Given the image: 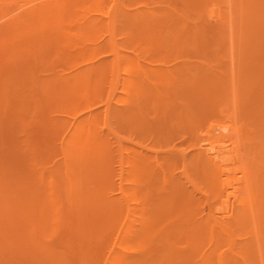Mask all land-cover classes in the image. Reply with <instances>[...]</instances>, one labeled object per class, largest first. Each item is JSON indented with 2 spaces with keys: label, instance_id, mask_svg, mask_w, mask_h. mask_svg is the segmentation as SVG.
Instances as JSON below:
<instances>
[{
  "label": "rangeland",
  "instance_id": "374dc122",
  "mask_svg": "<svg viewBox=\"0 0 264 264\" xmlns=\"http://www.w3.org/2000/svg\"><path fill=\"white\" fill-rule=\"evenodd\" d=\"M237 1L244 6L238 7ZM237 1L0 0V105L8 103L0 106V121L8 119V123L0 122V127L8 126L0 128V179L4 178L2 182L13 192L22 190L17 179H25L32 169L43 168L48 189L50 183L67 181V168L74 166L70 153L64 151L68 130L75 117L88 116L93 110V131L99 132L104 167L110 172H105L107 195L118 203L120 212L114 229L105 237L108 247L98 253L100 262L96 264H111L107 260L110 253H117L118 258L127 256L121 233L124 236L128 227H135V217L144 207L173 196L176 203L172 206L185 216H178L173 228H179L175 231L180 234L174 233L173 251L161 264H223V260L224 264H261L264 12L258 18L254 9L253 14L247 9L257 2ZM47 16L54 17L53 21L39 29L38 19ZM36 28L42 38L34 35ZM44 33L52 37H43ZM77 67L85 69L82 77L88 78L79 81L84 82L81 87L88 86V93L82 92L86 98L78 96L77 101H65L61 107L54 97H45L48 103L34 95L37 103L24 113L20 110L23 96L36 94L34 82L51 78L48 82L54 84ZM216 121L229 125L224 133L231 140L227 135L225 144L230 157H236L229 164L227 177L241 176L228 186L225 195H219L222 186L214 179L212 166L197 156L206 129ZM51 123L57 126H48ZM32 150L36 152L30 153ZM64 187H58L59 194ZM62 192L63 196L65 190ZM172 206L166 209L176 211ZM183 220L190 231L185 230ZM104 255L106 260L100 259Z\"/></svg>",
  "mask_w": 264,
  "mask_h": 264
},
{
  "label": "bare ground",
  "instance_id": "6f19581e",
  "mask_svg": "<svg viewBox=\"0 0 264 264\" xmlns=\"http://www.w3.org/2000/svg\"><path fill=\"white\" fill-rule=\"evenodd\" d=\"M92 1L98 2L99 0H92ZM248 1H250V3H252V0H248ZM254 1L257 2L258 4L257 3L250 4V7H251L250 9L247 8L248 7L247 5H245V7L248 10L252 9L251 13L254 12V10H255L256 12L254 13V15L258 14V15H256V17L260 18L263 14L262 12H264V0H254ZM237 3H238V1H237ZM248 3L249 2H247L246 4H248ZM237 5H239V3ZM243 6H244V4H243ZM243 6H241V7H243ZM68 7H70V6H68ZM238 7H240V5ZM247 9H245V12ZM54 11H55V9H54ZM56 11H58V10H56ZM242 12H243V10H242ZM42 14L45 15L43 13V11H42ZM248 14H249V12H248ZM41 15H40V17H41ZM52 18H54V17H50V19H48V16L45 18L43 17L42 19L41 18L38 19L39 20L38 23H36V22H34V23L38 24V28H39V26L41 28L44 24H45L44 26H46V24H48V22L53 21ZM28 19H30V18H28ZM35 19H36V17H35ZM258 21L260 22V20H258ZM260 25H262V24H260ZM44 26H43V28H46ZM43 28H42V30H43ZM48 28H47V30L49 31L50 29H48ZM30 30H32V29H30ZM81 30H82V24H81ZM48 33L53 34V32H48ZM40 34L41 33L38 30V31H36V34H34V35H36V36L38 35V37L42 38L40 36ZM47 34L44 33L43 37H44V35L46 36ZM47 36H51V35H47ZM31 37H33V36H31ZM19 67H20V65H19ZM2 70H3V68H2ZM14 70L15 69H13V71ZM33 71H35V70H33ZM84 71H85V69L77 67L73 71H70L67 75L59 77V79H56L55 82H53L54 84L51 83V85L49 83L52 80L51 78H50V81L48 79L46 80L47 82L49 81L48 83L47 82H41V80L39 82L37 80V82H34L35 84L33 83L35 85L34 90L36 89L34 93H36V94H32V93L28 92L29 94L32 95V96H30V95H27L28 93H26L27 96H23V98L21 99V102L23 105L20 106V108H21L20 110H22L24 113V111L26 109H28L31 106V104L35 105L37 103L36 99H34V97H33L34 95L39 96L38 98L40 100H41V97L42 98L46 97L47 99H49V97L50 98L52 97L51 99H53V97H54V99L56 98L57 100L56 99L55 100L58 101V103H59V105H58V103H55L58 106H61L60 104L63 105V103L65 101L67 102L70 100L72 102L74 100V102H75V100L77 101V99H79V97L86 98L87 96L86 97H83V96H85L88 93V90H87L88 86H85V85H87L88 80H84V81H87L84 85L85 86L84 88L81 87V84H83L84 82L83 81L79 82V81L83 80L84 78H87V77H84V78L82 77ZM9 73H12V72H9ZM34 73H32V74H34ZM9 75H11V74H9ZM15 75H16V73H15ZM22 77H24L25 79L28 78L27 76L25 77L24 74H22ZM24 78H22L21 80H24ZM31 78H34V77H31ZM11 79H13V78L11 77ZM14 79H18V78L14 77ZM34 80H35V78H34ZM20 83H18V85ZM19 87H20V85H19ZM52 87H53V89L56 88V90L51 89ZM15 88H16V86H15ZM31 88L32 89L30 90V92L33 90V86H31ZM8 91L10 93H12L10 91V89H8ZM84 91L86 93L85 95H83V93H82ZM89 91H91V90L89 89ZM9 92L6 94H9ZM9 95H7V96H9ZM7 96L5 95V97H7ZM12 98H13V96H12ZM35 98H36V96H35ZM22 100H25L24 102H26V103H24ZM40 100H39V102H41ZM55 100H54V102H55ZM1 101H3V100H1ZM21 102H20V104H21ZM45 102L46 101L44 100V103ZM47 102H48V100H47ZM3 104L5 105L8 103H6V101H5V103H3ZM3 104L0 105L1 108H4ZM55 104H53L51 102L52 106H54ZM68 104H66V105H68ZM49 105H48V107H49ZM57 105H56V107H58ZM64 108H65V106H64ZM15 110H19V107ZM15 112H17V111H15ZM15 112H12V114H13L12 116H15L14 115ZM5 113H4V116L6 117ZM87 114H88V116L75 117L73 119L74 120L73 123L70 126V129L68 130V132L70 131V133H69V135H67L66 143L64 145V151H65V154L69 155V153H70V156L72 157L71 159L74 162L72 164H74V166L67 168V174H68V180L67 181H65V182L62 181L61 183L59 181L54 182V183H50V185H49L50 189H48L47 188L48 186H46V181H48V180H46V178L44 176V172H42L43 168L41 170L32 169L30 173L28 172L29 174L27 173L28 176H26L25 179H23V178L17 179V180H20L18 182L23 185V188L21 187L22 190L19 189L20 191H17V192L14 191L13 192V190L10 189V187L8 186L7 183H5V181L2 182V179H4V178L0 179L1 183H3V184H0L1 185L0 186V223L7 224L4 227L0 226V264H96L98 261V258H99L98 253H101L103 250H105V248L108 247L107 244H105V242H106L105 237L108 234V232L111 230V228L114 224L115 218L117 215L119 216L120 212L118 210H116V208H117L116 204H118V203L115 200L109 199L108 198L109 195H107L109 193V192L107 193L108 180L109 179H108L107 174L105 175V172L106 173H110V172H107L105 170V169H107V168H105L106 166L104 167V163H105V162H103L104 161V158H103L104 155H102V151H101L103 149H101L102 147L99 145V142H98L99 138L96 135L99 132L97 131L98 133L94 134V131H93L94 130V124H95L94 120H95L96 115L93 112V110H89V112ZM9 115H7V116H9ZM4 116L2 115V117H4ZM7 120L8 119H6L5 120L6 122L4 121V123H8ZM10 120H12V118ZM52 124H54V126H57L56 123H51V125H48V126H52ZM3 125H6V124H3ZM3 125H2V127H0L2 130H4ZM5 127L8 128L7 125ZM228 129H229V125L225 122L216 121V122L212 123L206 129V133H205L206 135L203 138L205 143L203 142L204 145L202 144L203 147H201V150H200V148L198 149L199 152L197 155V156H199L200 159L205 158L208 161V163L210 164V166H212L211 170H213L215 172V174L213 172L212 175H213L214 179L218 182L219 186H222V188H218L219 190H221V192H220L221 194H219V195L227 194L228 193V186L230 187L231 185H233L235 183V179H236L235 178L236 176L233 178L234 180L231 179V177L230 178L227 177V173H228L227 170H229V164H231L232 160H235V158H236V157L235 158L230 157L231 153H229V151H228V148H227L228 144H225V142H226L225 137L228 134H225L224 132ZM5 130L9 131L7 129H5ZM0 132H3V131L0 130ZM230 134L232 135V133H230ZM99 136H101V135L99 134ZM228 137H229L228 139L231 140V136L228 135ZM61 146H63V145H61ZM72 147H75V149L72 150L71 149ZM38 150H41V149H38ZM33 151H35V150H32V152H30V153L36 152V151L35 152H33ZM20 156H22V158H24L23 155H20ZM12 159H14V158H12ZM56 161H58V160H56ZM69 163L70 162H67V164L70 166L71 163L70 164ZM24 167L27 168L28 165H26ZM24 167H22V168H24ZM31 167H32V165H31ZM40 167H42V166H40ZM132 168H133V166H132ZM52 174H50V177L52 176ZM1 176L3 177L2 174H1ZM54 176L52 177V179L54 178ZM18 177H20V176H18ZM56 177H59V176H56ZM15 178H17V177H15ZM240 178H241V176H239V178H237L236 181ZM5 179H6V177H5ZM11 180H13V178ZM49 180H51V179L49 178ZM4 184H5V186H4ZM18 186H19V184H18ZM59 186H65L63 189V190H65V193L63 196H62L63 190L60 192L62 194H59V192H58V190L60 191V189H58ZM56 189H57V191H56ZM49 190H50V192H49ZM127 196L125 195V197H127ZM175 199L176 198L173 196V197H168V198L164 199L163 201L157 200V202H155L157 205L154 203L155 205L153 206L151 203L148 207H144V209L140 210L138 212L139 216L135 217V220H134L135 227L134 228L128 227V229L125 230L124 236L122 234L123 232L121 233V235L123 237L122 238L123 243L122 242L121 243L124 244L123 248H124L125 254L127 253V256L125 255L126 257L124 256V257L118 258V257H116L117 253H114V254L110 253L107 260L111 264H161L162 262L167 261V259L170 257L171 251H173V248L175 246L174 233L175 234L177 233V231H175V229H177V230L179 229V228L174 229L173 228V227H175L174 224L177 223V219L180 217V215L185 216V213H182L183 211L178 210V208H177V210H178L177 211L176 208H174L172 206V204L176 203ZM119 201H121V200H119ZM170 204L176 211H174V210L171 211L169 209H166L167 205H170ZM120 205H121V203H120ZM190 209H192V208H190ZM126 210H127V207H126ZM221 212H223V211H221ZM125 213H127V212H125ZM133 213H134V211H133ZM224 214L226 217L225 212H224ZM258 214L260 215L261 213L258 212ZM262 214H263V219H264V212ZM132 215H134V214H132ZM209 215H210V213H209ZM259 215H258V217H259ZM213 216H214V214H213ZM258 217H256L255 219H258ZM259 219H260V217H259ZM123 220H122V222H123ZM212 220H213V222L216 221L214 219H212ZM210 221H211V219H210ZM220 221L217 223H221ZM187 222H190V221H187ZM260 222H261V220H260ZM183 223H186V222H184V220H183ZM214 223H216V222H214ZM120 224H122V223H120ZM200 224H202V223H200ZM216 225L217 224H214V226H216ZM187 226H189V225H187V223H186L185 230H189L187 228ZM255 226H257V224ZM259 226H260L259 228L261 231V229L263 228L262 226H264V225L261 226V224H260ZM192 227H193V225H192ZM183 228H184V225H183ZM112 229H114V228H112ZM122 230H123V228H122ZM250 230H251V228H250ZM114 231L115 230H113V232ZM194 231L197 232V230H194ZM263 231H264V229H263ZM181 232H183V231H181ZM178 233L180 234V231ZM110 235H114V234H110ZM184 235H185V233H184ZM186 235H188V234H186ZM257 235H259V234H257ZM190 236L191 235H189V237ZM228 236H229V234H228ZM259 236H261V235H259ZM259 236H258V238H259ZM115 237H113V238L115 239ZM195 237H197V236H195ZM185 239H186V236H185ZM259 239H263V242H264V238H262V236ZM111 240H112V238H111ZM187 240H189V239H186V241ZM197 240H198V238H197ZM130 242H134V243L130 244ZM180 242H181V240H180ZM193 242H194V240H193ZM263 242H262V244H263L262 247L264 246ZM113 243L114 242L112 241V244ZM117 243H119V242H116V244ZM187 243L188 242H186L185 247H187V245H188ZM258 244L261 247L260 242ZM132 245L137 246L140 250H138V251L135 250L136 248L134 249V247ZM260 247H259V249H261ZM177 252H178V250H177ZM103 253H104V251H103ZM179 254H177V255H179ZM215 255H216V253H215ZM218 256H219V254H218ZM190 257H191V254H190ZM104 258L106 260V256L102 257L100 259H104ZM225 261L226 260H223V264ZM98 262H100V261H98ZM188 262H189V259H188ZM233 262L235 263L236 261H233ZM203 263H205V261ZM100 264H105V263L103 262ZM206 264H207V262H206ZM261 264H264V255L261 258Z\"/></svg>",
  "mask_w": 264,
  "mask_h": 264
}]
</instances>
